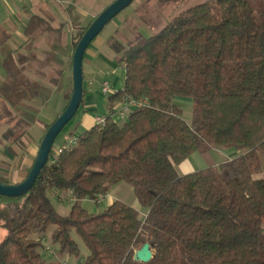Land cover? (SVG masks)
Wrapping results in <instances>:
<instances>
[{"label":"trees","instance_id":"1","mask_svg":"<svg viewBox=\"0 0 264 264\" xmlns=\"http://www.w3.org/2000/svg\"><path fill=\"white\" fill-rule=\"evenodd\" d=\"M91 23L77 26L74 52ZM63 34L64 25L39 15L30 17L22 43L0 28V146L15 157L30 146L34 124L23 112L62 82ZM111 46L125 82L109 98L106 127L52 151L26 195L0 196V264H64L41 251L48 237L55 255L79 256L74 233L88 249L81 264H264V0H210L151 36L138 34L126 49ZM125 97L150 106L121 124L112 114ZM176 98L193 101L190 123ZM205 146L239 154L180 175L177 166ZM11 168L0 164L1 184H12ZM121 184L133 188L144 219L119 200L100 214L81 206ZM68 194L75 203L62 216L52 197ZM146 243L153 259L141 263L134 256Z\"/></svg>","mask_w":264,"mask_h":264},{"label":"rangeland","instance_id":"2","mask_svg":"<svg viewBox=\"0 0 264 264\" xmlns=\"http://www.w3.org/2000/svg\"><path fill=\"white\" fill-rule=\"evenodd\" d=\"M208 1L210 0H135L108 23L85 53L83 60L84 101L74 119L56 139L53 153H57L61 148H71L78 138L88 130L90 123L96 117L109 115V98L112 94L106 95L101 91L104 82L116 91L124 88V65L116 59L118 54L112 48L111 43L117 45L120 50L126 49L129 41L133 40L138 34L146 37L151 36L162 30L182 12ZM65 50L63 49V51ZM56 60L59 68L62 69V82L58 87L47 88L48 92L36 99L33 111L23 112L25 117L34 122L28 133L30 146L27 151L21 153L16 149L17 156L15 157L0 146V164L5 162L12 167L9 171L11 185L20 184L26 179L29 174L27 168L32 167L34 164L39 145L44 137L42 135L46 128L45 124L52 123L69 103L68 96L72 90L71 78H73L72 54L60 52ZM0 75L4 78L2 70ZM175 103L181 107L184 119L190 123L193 117V101L190 98H176ZM120 105L121 102L116 101L114 108H119ZM114 119L121 124L127 120L118 119L117 117ZM236 153L237 151L234 149H225L218 146L208 148V146H205L201 151L188 158L183 165L177 166V171L180 175H187L215 167L234 159L238 156ZM21 155H23V160L20 159ZM117 200L136 208L142 219L146 217L147 210L140 205L133 188L127 184L116 186L113 192L104 198L82 200L81 206L91 214H100L107 209L110 203L112 204ZM52 202L60 215L67 216L70 214L75 200L71 194H68L62 196L61 199L53 196ZM4 236V231L0 230V241L3 240ZM73 237L79 244V256L55 255V251L51 249L47 237L44 242V249L41 251L44 259L48 262L61 260L64 264H81L88 256V249L77 234L74 233Z\"/></svg>","mask_w":264,"mask_h":264},{"label":"water","instance_id":"3","mask_svg":"<svg viewBox=\"0 0 264 264\" xmlns=\"http://www.w3.org/2000/svg\"><path fill=\"white\" fill-rule=\"evenodd\" d=\"M135 0H115L108 5L91 23L86 33L78 43L73 54V93L63 113L56 119L45 133L39 146L32 169L26 179L20 184L4 185L0 183V196L22 197L35 185L43 169L50 160L56 139L65 127L74 119L84 98L83 60L92 42L100 35L106 25L128 8ZM136 261L149 263L153 259L151 245L146 243L134 256Z\"/></svg>","mask_w":264,"mask_h":264},{"label":"crops","instance_id":"4","mask_svg":"<svg viewBox=\"0 0 264 264\" xmlns=\"http://www.w3.org/2000/svg\"><path fill=\"white\" fill-rule=\"evenodd\" d=\"M113 1L115 0H110V2L109 0H0V28L16 39V41L22 43L25 39L24 30L29 23L30 17L39 15L47 18L52 21L54 27L59 24L64 25V47L59 51L66 54L70 53L73 56V38L76 35L77 26H87ZM63 49L66 50L63 51ZM0 78L2 80L1 75ZM90 85L92 84L90 83ZM96 118L90 123L87 131L94 128ZM236 154L238 155L239 153L237 152ZM20 159L23 160V157H20ZM113 189L111 192H113Z\"/></svg>","mask_w":264,"mask_h":264},{"label":"built area","instance_id":"5","mask_svg":"<svg viewBox=\"0 0 264 264\" xmlns=\"http://www.w3.org/2000/svg\"><path fill=\"white\" fill-rule=\"evenodd\" d=\"M102 92L106 95L108 94L115 95L119 91L110 88L109 84L105 82L103 84ZM148 106H150V102L147 99H134L131 97H125L119 108H114V113L112 114V116L113 118L117 117L118 119H128L132 111ZM107 122H108L107 116L97 117L94 128L103 129L106 127ZM77 146H78V140L74 143V145L71 148H75ZM63 149H70V148H61L58 150V152L62 153ZM53 162H55V160H53Z\"/></svg>","mask_w":264,"mask_h":264}]
</instances>
